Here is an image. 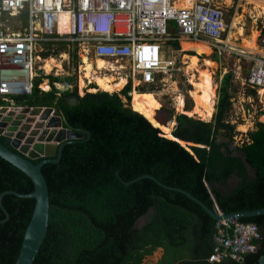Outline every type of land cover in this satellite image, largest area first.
<instances>
[{
	"label": "trees",
	"instance_id": "obj_1",
	"mask_svg": "<svg viewBox=\"0 0 264 264\" xmlns=\"http://www.w3.org/2000/svg\"><path fill=\"white\" fill-rule=\"evenodd\" d=\"M171 45L180 50L177 41ZM232 77L228 75L226 83ZM50 78L67 86L71 82ZM41 82L37 81L31 97L15 98V103L58 109L67 127L88 131L91 138L67 145L59 164L42 169L50 190V219L34 264H143L159 248L175 264H211L216 220L184 194L152 179L130 186L123 181L151 176L189 192L210 209L216 201L225 215L264 209V124L256 122L249 140L236 148L241 155H235L228 87L220 89L210 122L178 115L172 132L175 139H168V124L175 113L160 106H136L129 96L131 85L121 94L97 92L82 97L77 87L61 91L52 86L42 92ZM2 106L9 103L0 99ZM179 141L198 146L186 148ZM0 142L5 138L0 137ZM232 178L238 182L225 192ZM10 191L29 195L35 186L0 157V198ZM2 202L9 218L0 206V264H16L36 202L10 194ZM145 217L147 222L139 227ZM240 222L259 227L258 251L242 256V262L227 259L220 264H258L264 256V215L240 218Z\"/></svg>",
	"mask_w": 264,
	"mask_h": 264
},
{
	"label": "built area",
	"instance_id": "obj_2",
	"mask_svg": "<svg viewBox=\"0 0 264 264\" xmlns=\"http://www.w3.org/2000/svg\"><path fill=\"white\" fill-rule=\"evenodd\" d=\"M218 4V0H0V99L23 111L15 107V98L33 95L37 81L48 77L45 66L54 56L62 65L54 70L64 71L67 63V76L78 75L86 91L99 92L96 80L111 76L124 80L125 87L131 85L132 98L133 92L164 82L175 68L176 61L164 57L165 42L209 40L216 53L226 52L228 25ZM99 60L106 63L102 69ZM251 61L243 81L258 93V106H263L264 57ZM38 88L48 91L41 83ZM216 230L209 263L242 262V256L257 253L256 243L262 239L257 225L242 223L235 215L218 222Z\"/></svg>",
	"mask_w": 264,
	"mask_h": 264
},
{
	"label": "rangeland",
	"instance_id": "obj_3",
	"mask_svg": "<svg viewBox=\"0 0 264 264\" xmlns=\"http://www.w3.org/2000/svg\"><path fill=\"white\" fill-rule=\"evenodd\" d=\"M218 1V5L225 13V19L228 25V29L224 37V48L226 52H223L221 55L216 53L212 41L206 40L208 42L207 45H211V53L200 56L196 70L192 71L188 70V66H190V59L188 57L190 55H187V53L190 51H183V43L187 39L181 38L179 41H177L180 45V50H176V48L171 45L173 42H165L164 55H167L165 59L175 60L176 66L172 70L171 74L166 77L164 82L160 83L158 86L142 89V93L144 94L151 93L155 95L154 102L152 104L143 105L139 100L138 103H140L142 106H145L146 108L159 105L160 107H164L167 110L173 111L176 115H182V113L178 111L179 99H184L186 111L192 109L195 106V102L191 94V92L194 90L192 80L195 82L198 81L200 77L199 72L208 70L209 67L207 66V60L213 62L215 67H212L209 70L212 72L215 89L214 106L216 107L218 103V94L220 89L223 87H228L232 98V108L229 113L228 121H230L232 125H235V138L233 144L231 145V150L235 152V155H239V153L236 151V148L242 146V143L245 141H248V133L255 130L256 122L264 124V111L260 110L261 108H257V105L259 104L257 101L258 93L254 96L250 89L245 86L242 69L244 67H251L254 64L251 61L252 58L257 59L264 57V0ZM173 28V34L176 35L178 33L177 27L173 25ZM250 36H256L257 38L256 45H258V52L253 54H250L243 49L244 43L250 46L249 43L244 41L245 38ZM53 59L57 60L56 65H61L60 58H56V56H54ZM71 66L72 64L70 65V68ZM68 71L69 66L67 63H65L64 71H61L59 74H57V71H54L52 72L51 77L56 78L57 75H60L59 77L61 79L71 78L70 85L73 86V89L77 87L79 95L82 97L87 93H93L89 92V90L86 91L85 89H83L82 92V88H80L81 80L79 81L78 75L67 76ZM230 74L233 76L232 80L226 83V77ZM124 88L125 85L121 90L113 93L121 94ZM58 89L61 90V88ZM97 90H99V92H104L101 89ZM123 100L125 101L124 97ZM260 107L264 108V105H260ZM175 118L176 117L173 118L172 122L170 121L171 123L169 125V134L171 135L176 128ZM193 118L201 120L199 116ZM251 123H253L254 129L251 130L249 128L250 130L248 132H243L247 131L248 127H251ZM186 147H188V144H186ZM249 171L252 173L250 168ZM237 182V178H232L229 182V187L224 189L225 192L232 189ZM147 220V217L141 219L138 226L142 227L147 222ZM162 253V250H156L152 256H147L145 258L143 264H175L169 253H166V256L163 260L164 262L160 263L162 259Z\"/></svg>",
	"mask_w": 264,
	"mask_h": 264
},
{
	"label": "water",
	"instance_id": "obj_4",
	"mask_svg": "<svg viewBox=\"0 0 264 264\" xmlns=\"http://www.w3.org/2000/svg\"><path fill=\"white\" fill-rule=\"evenodd\" d=\"M249 71L250 67L243 68L245 77L248 76ZM15 109L17 108L0 107V137L5 138L4 143L0 142V157L25 173L34 183L35 191L29 195L12 191L6 192L0 198V206L8 219L9 214L2 202L6 195L10 194L20 198L35 200L34 213L26 230L22 248L16 262V264H34L47 238L50 219V190L42 169L47 164H59L67 145L76 143L86 136L90 139L91 134L82 129L74 130L67 127V121L58 109L43 107H27L23 111ZM39 159H42L40 163H34V161ZM117 176L121 179L119 172H117ZM144 178L152 179L165 189L184 194L203 208L217 222L233 219L235 215L240 218L264 215V209L223 215L224 213L214 197L215 207L210 209L189 192L168 187L151 176H145L128 183L122 179L121 181L126 186H130ZM258 264H264V256Z\"/></svg>",
	"mask_w": 264,
	"mask_h": 264
},
{
	"label": "bare ground",
	"instance_id": "obj_5",
	"mask_svg": "<svg viewBox=\"0 0 264 264\" xmlns=\"http://www.w3.org/2000/svg\"><path fill=\"white\" fill-rule=\"evenodd\" d=\"M257 36V35H256ZM256 36H250L248 38H245L244 40L250 44L247 45L244 43L243 49L250 53L253 54L255 52H258V45H256ZM183 51H192L195 52L196 55L194 56H187L190 59V66L188 70L195 71L198 62H199V57L203 55H208L211 53V48L207 44L203 43H191V42H184L183 43ZM261 51V50H260ZM259 51V52H260ZM262 52V51H261ZM207 66L209 67L208 70H203L199 72L200 77L198 81L192 80V85L194 86V90L191 92L193 99L196 103V107L194 110L187 112L184 109L185 101L183 98L179 99V106H178V111L186 114L190 117H194L195 115L199 116V118L203 121H208L211 118H213L214 112H215V89H214V83H213V77H212V72L209 70L212 67H215V64L209 60L206 61ZM98 67L102 69L106 63L103 60H99L97 62ZM54 68H59L61 69V65H56V60L55 59H50L45 66L46 72L51 73ZM88 72L86 73L87 76H90L89 71L91 69L90 66L87 67ZM191 72V71H190ZM115 79L111 77H99L97 80L98 85L100 86L101 90L104 92L108 93H113L116 91H119L123 88L125 81H122L120 83L115 84ZM46 84L45 87L49 89V86ZM81 88H84V81L81 80ZM139 92H133V95H137ZM137 99L143 104L147 105L148 103H153L154 102V95L150 93H146L143 95H138ZM168 139H175L173 135L169 134L166 136ZM182 146H186L185 142L179 141Z\"/></svg>",
	"mask_w": 264,
	"mask_h": 264
},
{
	"label": "crops",
	"instance_id": "obj_6",
	"mask_svg": "<svg viewBox=\"0 0 264 264\" xmlns=\"http://www.w3.org/2000/svg\"><path fill=\"white\" fill-rule=\"evenodd\" d=\"M185 39V38H184ZM188 40V39H187ZM187 40H185L186 42H191V43H203V44H207L208 42L205 40V41H200V42H193V41H187ZM245 41V40H244ZM183 43V42H182ZM209 45V47L211 48V45L210 44H208ZM212 49V48H211ZM190 52H192V51H190ZM187 53V55H190V56H194V55H196V53L194 54L193 52L192 53ZM243 52H245V51H243ZM167 55L165 54L164 55V57H166ZM169 57V56H168ZM169 59H170V57H169ZM175 61V60H174ZM61 68H62V66H61ZM244 68H246V67H244ZM243 69V68H242ZM54 71H56V70H53L52 72H54ZM60 71V70H59ZM57 72V74H59L60 72ZM89 71H91V69L89 70ZM52 72L51 73H47L48 74V77L46 78V79H42V82H41V85H43V87L45 88V85L47 84L48 86H49V88L50 89H46V90H48L47 92H49V91H51L52 90V86H54V87H56V83H52V81H51V74H52ZM87 72H88V69H87ZM90 73H92V71L90 72ZM87 75V74H86ZM168 76V75H167ZM166 76V77H167ZM106 77H111V76H106ZM243 77L245 78V75H244V72H243ZM56 78H60V77H56ZM105 78V77H104ZM111 78H113V77H111ZM68 79H70V81H71V78H68ZM113 79H115V78H113ZM81 80H83V79H81ZM98 80V79H97ZM96 80V81H97ZM50 81V82H49ZM84 81V80H83ZM122 81H124V80H120V81H116L115 80V84H117V83H120V82H122ZM81 82V81H80ZM98 84V83H97ZM125 85V84H124ZM84 86H85V82H84ZM100 87V86H99ZM57 88V87H56ZM81 88V87H80ZM58 89V88H57ZM84 89V88H83ZM83 89H82V92H83ZM101 89V88H100ZM41 90V89H40ZM58 90H60V89H58ZM42 91V90H41ZM61 91H63L62 89H61ZM43 92V91H42ZM94 93V92H93ZM144 93H138L137 95L135 94V95H133V97L135 98V105L136 106H142L140 103H138V99H137V96L138 95H143ZM151 94V93H150ZM155 96V95H154ZM258 97V96H257ZM193 98V97H192ZM263 99H264V97H263ZM125 101H126V98H125ZM195 102V101H194ZM148 104H152V103H148ZM215 105V104H214ZM159 106V105H158ZM15 107H23V109H25V108H27L28 106H18L17 104H15ZM142 107H145V106H142ZM195 107H196V103H195V106L192 108V109H189V110H187V112H190V111H192V110H194L195 109ZM29 108H32V107H29ZM215 108V112H216V107H214ZM257 108L259 109L260 108V106H258L257 105ZM184 109H185V105H184ZM16 110V109H15ZM214 112V113H215ZM183 114V113H182ZM175 116L174 117H176V116H178V115H176V114H174ZM184 115H186V114H184ZM188 116V115H187ZM197 115H195L194 117H196ZM190 117V116H189ZM210 120H212V118L210 119ZM210 120H208V121H210ZM173 121V120H172ZM175 121H176V119H175ZM208 121H205V122H208ZM171 123V122H170ZM176 125H177V123H176ZM244 126H247V125H244ZM251 130H253L254 129V126H253V123H251V127H248V130L247 131H243V132H248L250 129ZM255 130H256V126H255ZM255 130H253V131H255ZM253 131H251V132H253ZM250 133V132H249ZM248 133V134H249ZM248 137V136H247ZM248 140H249V138H248ZM243 144V143H242ZM190 145H193V146H198V145H195V144H188V146H190ZM187 148V147H186ZM234 154H235V152H234ZM241 154H239L238 156H240ZM160 250H162V259H161V261H160V263L163 261V259H164V255H165V251H164V248H159ZM158 250V249H157ZM155 253V252H154ZM153 253V254H154ZM152 254V255H153ZM151 255V256H152ZM149 257V256H148Z\"/></svg>",
	"mask_w": 264,
	"mask_h": 264
},
{
	"label": "clouds",
	"instance_id": "obj_7",
	"mask_svg": "<svg viewBox=\"0 0 264 264\" xmlns=\"http://www.w3.org/2000/svg\"><path fill=\"white\" fill-rule=\"evenodd\" d=\"M10 106V105H9Z\"/></svg>",
	"mask_w": 264,
	"mask_h": 264
}]
</instances>
